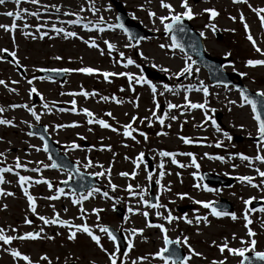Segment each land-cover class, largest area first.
<instances>
[{"label":"rangeland","instance_id":"obj_1","mask_svg":"<svg viewBox=\"0 0 264 264\" xmlns=\"http://www.w3.org/2000/svg\"><path fill=\"white\" fill-rule=\"evenodd\" d=\"M113 1L39 0L37 4H32L22 0L20 4H16L15 0H6L5 4L0 5V25L11 26L13 22L17 25L11 32L0 28V49L15 52V57L27 71V76L21 77L14 65L6 61L3 52H0V80L5 81L4 85H0V107L5 109L0 113V119L11 120L15 125L13 127L0 124V153H3L0 156V168H13V172L2 173L5 182L0 184V188L4 193L11 192L13 195L0 194V228L5 229L7 235H22L35 229H43L42 238L36 240H14L10 245L0 242V264L24 262L13 258L9 251L4 250L6 248H16L22 254L28 255L32 261H42L44 264H48V261L50 264H66L70 260L83 264H109L107 253L101 251L87 234L77 232L75 239L69 240L68 234L75 231L74 228L45 225L39 220L40 215L51 219L56 214L70 224H87L94 234L101 237V244L108 252H112L117 246L106 234L99 231L98 225L111 224L114 228L122 230L128 237V242L126 250L118 253V264H133V261L135 264H164L155 256L158 250L165 247L164 234L159 228L148 227V224L164 225L168 230L167 236L172 240L179 238L183 241L184 237L188 238L187 245L180 244L186 256H190L187 264H212L213 261L220 260H226V264H239L242 257L232 255L227 250L223 253L219 251L218 246L225 242L229 247L242 248L249 246L247 242L255 239V248L249 251L264 252V213L259 209L248 212L252 220L248 228L255 233L253 237L247 235L248 229L243 219L245 212L252 209L250 204L243 203L244 200L253 198L251 203L256 200L264 201V185L261 184L264 178L259 177L255 171L256 168L264 171V163L253 160L249 166L247 161H242L237 155H264V151H257L261 142L252 140V137L257 136V124L253 119L251 107L243 102L239 89L232 85L212 83L207 71L199 65H194L193 58L180 49L160 47L161 44H171L169 35H164L163 25L157 19L168 15V10L161 7L160 0H116L122 3L134 22L152 31L150 38L138 43L129 39L121 28H108L109 24H117V10ZM165 2L171 4L177 13L184 11L180 6L181 0ZM187 2L193 12L199 13L191 19V23L204 33L206 50L213 56L230 55L232 60L225 69L242 73L244 83L253 91H264V66L246 65L249 59H264L247 39V35L251 34L256 45L264 51V27L261 26L257 14L252 11V8H264V0H248L247 4L233 3V0ZM248 5H251V8ZM81 8L84 10L81 11ZM205 8L215 9L219 14L210 19L209 13L203 11ZM23 9H27L28 13L39 12V18L24 12H21V19L5 15L9 11ZM149 12H155L156 16L150 17ZM241 13L245 18L244 22L249 26L247 33L239 18ZM101 17L104 21L102 25L97 24ZM78 18L80 23H68ZM24 24L28 27H24ZM85 24L90 27L85 28ZM92 24H96L97 28H91ZM210 24H214L216 29L223 33L222 39H217L215 31L206 27ZM52 25L63 28L66 32H76L77 35L66 37L64 33L52 31ZM99 27H103L104 31H98ZM114 32L119 37L110 41ZM106 40L115 45L111 52L104 43ZM93 41L97 47L89 46ZM121 52L123 56L120 55ZM128 58L135 63L125 67ZM186 63L191 64L192 71L180 81L181 75L178 73ZM142 65L170 78L169 81L148 79L156 86L155 94L149 84L143 81L136 83L135 79L129 80L127 75H119L130 73L133 77H144ZM84 67L98 71L92 74L76 71ZM42 69L69 71L67 79L61 83L40 77L38 73ZM104 72L116 75L105 79ZM29 80L32 81L31 85ZM14 81L16 83H13ZM164 84H168L172 91H166ZM178 85L180 87H177ZM201 85L208 88V96L205 97L203 91L198 90ZM189 86L190 90L185 91ZM33 87L38 93L35 100L30 92ZM82 92L89 95L85 97ZM73 93L75 95H72ZM185 96L192 103L206 101V108L187 107ZM102 97L108 99L104 100ZM73 100L76 102L75 112L65 109L62 111L57 107L62 104L67 109H72ZM231 101L235 103H230ZM169 103L178 107L170 109ZM13 104L30 106L40 115V120L37 121L27 108L10 107ZM84 109L94 114V121L103 119L111 128L89 123ZM172 116L176 119H170ZM161 117L163 124L160 123ZM37 123L46 126L52 139L62 147V152L66 153L81 171L98 178L101 185L99 192L92 190L90 196L89 192L82 193L87 199L73 204V199H79L81 194L69 189H64L61 193L57 191V186L49 188L48 184L43 183L44 180L57 183L66 181L70 177L73 178V175L71 170L50 167L52 160L43 149V140L28 134L31 129L29 125ZM73 123L77 126L57 127ZM128 124L132 126L131 136L123 134L124 126ZM217 125L220 131L216 130ZM225 132L231 137L230 140L225 137ZM181 137L190 139L192 143L185 144ZM238 137H242V140L237 142L235 140ZM82 141L91 143V148H83L80 145ZM217 142H220V147H216ZM73 143L79 147L73 148ZM161 151L175 153L177 164L172 163V157L160 156ZM140 153L144 154L143 159L138 160ZM187 153L195 156L199 168L191 164L192 157L186 155ZM210 156H223L225 159H209ZM17 158L24 167L15 168ZM147 159L152 161L151 171L147 169ZM88 161H91L90 165ZM161 163L163 169L160 168ZM204 170L227 179L235 177V182L227 187L209 185L201 177ZM161 171L164 172L162 177ZM16 173L31 178L25 187L28 188L29 194L35 197L36 214H33L29 207ZM120 173L129 175L122 176ZM148 173L152 175L151 180L146 178ZM244 175L252 177L253 183L259 186L253 187L247 182L239 181L238 178ZM38 180L41 182L36 183ZM156 180H160V184H157ZM152 183H155L153 191L157 195V203L162 205L158 209L147 207L139 202L138 195H131L127 191L128 185H132L136 193L144 189V199L149 200ZM111 185H116L115 190ZM104 190L108 192V197L102 195ZM185 193L187 195H183ZM49 196L58 198L50 200L47 199ZM219 197H225L231 202L236 220H232L230 216L214 217L210 208L205 209L202 203L195 202H212ZM117 208L123 212L122 217ZM129 208L133 211L129 212ZM183 208L184 213L180 211ZM93 209L101 211L94 212ZM145 211L149 213L147 218L142 215ZM157 211L161 213L160 216L156 215ZM169 214L177 219L169 223L165 219ZM197 216L207 217V224L204 220L197 223ZM185 218L192 223H187ZM25 219L32 223L26 224ZM12 229L16 231L13 232ZM133 229H143V232L131 236L129 230ZM49 236L52 239L46 238ZM130 240L133 244L131 249L128 248ZM188 246L202 255H191L187 250ZM122 253H127L126 259ZM45 255L48 261L41 259ZM143 257L147 258L141 259Z\"/></svg>","mask_w":264,"mask_h":264},{"label":"snow or ice","instance_id":"obj_2","mask_svg":"<svg viewBox=\"0 0 264 264\" xmlns=\"http://www.w3.org/2000/svg\"><path fill=\"white\" fill-rule=\"evenodd\" d=\"M21 2H22V0H15L16 4H20ZM27 2L32 3V4H37L39 2V0H27ZM5 3H6V0H0V5H3ZM233 3H244V4H247L248 0H233ZM160 5H161L162 8L168 10V15L167 16L157 17V19H159L160 23L163 25V29H164V31L166 33H173V32H175L177 30L180 31V32H184L185 29L182 26V21L185 18L191 20V19L194 18V16L199 14V13H195V12L192 11V8L188 4L187 0H181L180 6L184 9V11L183 12H179V13L175 12V10L173 9L172 5L169 4V3H166L165 0H160ZM248 6L251 8V5H248ZM53 7H55V6H53ZM46 8H47V6H45V9ZM83 10L84 9L81 8V11H83ZM57 11H59V8H57ZM93 11H97V10L93 9ZM203 11L206 12V13H209L210 19L216 17L219 14L215 9H212V8H205V9H203ZM252 11L257 14V16L259 17L261 26L264 27V15H261V13H264V8H259V9L252 8ZM21 12H24L26 14H29L31 16L39 18V12L28 13L27 9H23L21 11H16V12L9 11V12H6L5 15H7L9 17H13L14 16L16 19H21L22 18ZM66 14H68V15H76L74 13H66ZM149 16L150 17H155L156 13L155 12H149ZM239 18H240L241 22H243V27L245 29V32L246 33L249 32V26H248V24L246 22H244L245 18H244L242 13L240 14ZM231 19H235V17H231ZM169 20H170V22H168V23L165 22V21H169ZM68 23L77 24V23H80V19L78 18L76 20H71V21H68ZM103 23H104L103 18L102 17L99 18L97 24L102 25ZM16 27H17V25H16L15 22H13L11 24V26L0 25V28H3V29H5V31H9V32L14 31L16 29ZM24 27H28V25L24 24ZM84 27L85 28H89L90 25L89 24H85ZM116 27H119V28H122V29L124 28L123 24H117V25L109 24L108 25V28H116ZM206 27H210L213 31L216 30V26L214 24L206 25ZM39 28H40V26L38 25L37 26V31H39ZM91 28H97V25L96 24H92ZM97 30L100 31V32H103L104 28L103 27H99ZM52 31H54L56 33H64V35L66 37H75L77 35L76 32H71V31L66 32L63 28H58L55 25H52ZM124 31L127 32V29H124ZM200 35L203 36L204 33L201 32ZM140 39H143V38L141 37ZM247 39L252 43L253 48L255 49V51L257 53H260V55L264 56V51H262L256 45V42L253 39L251 34L247 35ZM171 40H172V42H171L170 45L161 44L160 47L161 48L169 47V48H173V49L180 48L181 51H183V47H182V45H180L177 42V39H176L175 35H172ZM104 43L107 45L109 52L114 50V48H115L114 44L108 42L107 40L104 41ZM89 46L97 47V45L95 44L94 41ZM125 46L126 47H130L131 45H125ZM0 52H8V50L7 49H0ZM8 54L10 56H12L13 58H15V55H16L15 52H9ZM120 55L123 56L124 54L121 52ZM141 56H143V53H141ZM57 59H59V57H57ZM189 59H190V57H189ZM16 63L18 64L19 61H16ZM134 63L135 62L131 58H128L127 59V64L125 65V67H127V65H132ZM192 63L194 64L195 61H193ZM246 65L250 66V67L264 66V59H249V60H247ZM53 71H55V70H53ZM62 71H69V70L65 69V70H62ZM76 71L92 74L93 72H96L98 70L97 69H93L91 67H84V68L76 69ZM191 71H192L191 64H187L186 63L185 67L181 70L180 73H178V75L190 74ZM110 75H116V74L115 73H108V72H104L103 73V76H104L105 79H107ZM119 75H127L129 80L135 79L136 83H141L143 81L144 83L149 84L150 87H151V90H152V92L154 94L157 91L156 86L153 85L151 83V81L146 80L143 76L133 77L130 73H119ZM13 83H16V82L14 81ZM28 83L31 85L32 81L29 80ZM4 84H5V81L4 80H0V85H4ZM177 87H180V86L178 85ZM163 88L166 91H172V88H170L168 84H164ZM190 88H191V86L186 88L185 91L190 90ZM198 90L203 91L205 97L209 95L208 88L204 87L203 85H201L200 89H198ZM30 92L38 94L37 93V89L35 87L31 88ZM81 94L84 95L85 97H87L89 95V93H87V92H82ZM162 94L163 93H161V95ZM72 95H75V93H73ZM240 96H241V99L243 100V102L248 104L251 107V112L253 113V119L256 121V124H257V136L259 137V141L261 142L260 144H258V147H257V151L259 153L260 151H264V91H258L256 93V97H258L259 99L252 98L247 93V90H241L240 91ZM102 99L107 100L108 97H102ZM113 99H114V97H113ZM184 99L187 102L186 106L189 107V108H200V109L206 108V101H205V103H192V102L188 101V97L187 96H185ZM71 103L73 105L71 110L73 112H75L76 111V107H75V103L76 102H75V100H73ZM230 103H235V101H231ZM242 106H243V104L241 105V107ZM10 107H12V108H16V107L27 108V110L31 113V115L37 121L40 120V115H38L37 112L33 108L28 106V105H15V104H13ZM45 107L47 108L48 106L45 105ZM176 107H178V105H174V104H171V103L168 104V108H170V109L171 108H176ZM4 110L5 109L3 107H0V113H2ZM61 110L63 111V109H61ZM83 111H84L85 115L87 117H89V120H88L89 123H97L103 128H111V125L108 124L107 122H105L103 119H99V120H95L94 121L92 119L93 113L91 111H89L88 109H84ZM108 115L110 116L111 113H108ZM133 119H135V117H133ZM159 119H160V123L163 124L164 123L163 118L161 117ZM170 119L175 120L176 117L172 116V117H170ZM212 123L215 125V120H213ZM0 124H2V125H11L13 127L15 126L11 120H6V119H0ZM73 126H77V125L75 123H73L72 125H58L57 127H73ZM29 127H31V125H29ZM112 130L116 131L115 128H112ZM216 130L220 131V128H219L218 125L216 126ZM28 134L29 135H33L32 132H29ZM123 134L125 136H131V134H132V126H131V124H128V125L124 126ZM140 134L142 136L144 135V133H140ZM224 135L229 140L231 139V137L228 136V134L226 132L224 133ZM132 138L134 139V137H132ZM146 138L147 137H145V139ZM180 139L185 144L192 143V141L190 139L186 138V137H181ZM220 146H221L220 142H217L216 147H220ZM72 147L73 148H77V147H79V145H76L75 143H73ZM45 150H47L46 146H45ZM2 155H3V153H0V156H2ZM143 155H144L143 153H140L139 156L137 157V159L138 160L143 159ZM159 155L162 156V157H172V163L173 164H177V161L175 159V155H176L175 153H171V152H167V151H161L159 153ZM186 155L191 156L192 157L191 164L193 166L199 168V165L196 162L195 156L192 153H187ZM205 155H207V154H205ZM237 155L239 156V158L242 161H247L249 166L252 165L253 160L260 161L261 163H264V155L257 154L255 157H250V156L244 155L242 153L241 154H237ZM209 159H217V160H220V161H224L225 158L223 156H215V157H211L210 156ZM90 164H91V161H88V165H90ZM179 166L180 167H184V165H179ZM21 167H24V165H22L20 163V161H19V158H17L16 163H15V168L18 169V168H21ZM46 167H48V165H46ZM50 167L56 168V167H58V165L55 162H53L50 165ZM160 168L163 169V163L160 164ZM32 171H37V169H32ZM255 171L257 172L259 177L264 178V171H261L259 168H256ZM4 172H13V168H10V167L0 168V184L5 182L4 181V177L2 175V173H4ZM16 174L19 176V181L18 182H19V185H20V187H21V189L23 191V194L27 197L29 207H30L32 213L36 214L35 197L30 195L29 191H28V188L25 187V184L27 182H29L31 180V178L29 176L19 175V173H16ZM103 174L104 173H96V175H103ZM120 175L127 176L129 174L128 173H120ZM132 175L135 176V173H133ZM163 175H164V172L161 171L160 172V176L162 177ZM146 178L148 180H151L152 179L151 173H148ZM238 179L241 182H247L248 184H250L253 187H258L259 186V185L253 183V178L250 177V176L244 175V176H240ZM40 182L41 181H39V180L36 181V183H40ZM43 183L48 184L49 188L52 187L51 183L48 182L47 180H44ZM156 183L160 184V180H156ZM261 184L264 185V180H261ZM111 187H112L113 190H115L116 185H111ZM137 187H139V186H137ZM208 190H211V189H208ZM57 191L61 192V193L63 192L62 189H57ZM94 191L99 192L100 189H94ZM127 191L131 195H138L140 197V201L139 202H142L147 207H152V208H157V209L162 207V205H159L158 203L157 204H152L149 200H145L144 199V196H145V190L144 189H141L140 192L136 193V192L133 191V186L132 185H128L127 186ZM0 194L9 195V196L13 195V193H11V192L4 193L2 188H0ZM73 195H75V194H73ZM90 195H92L91 191H89V193H88V196H90ZM102 195L104 197H108L109 194H108L107 191H104L102 193ZM183 195H187V194L185 193ZM57 198H58L57 196H49V197H47V199H50V200L57 199ZM84 199H87V196L81 194L79 199H73L72 203L73 204H79ZM252 199L253 198H250L249 200H244L243 203L245 205H248V204L251 203ZM195 202L196 203H202V205H203V207L205 209H209L210 208L211 209V214L214 217L220 218V217H224V216H230L232 220H236L237 219V216H236V214L234 212L230 213V212H227V211L219 210L216 206H213V202H201V201H195ZM4 207H6V205ZM81 211H83V209H81ZM93 211L94 212H99L101 210L93 209ZM128 211L132 212L133 209L129 208ZM252 211H255V209H248L245 212V214L243 215V219L246 222L245 227L248 229L247 230V235L249 237H253L255 235V233L250 228H248V225H250L252 223V220L249 218L248 212H252ZM259 211L261 213H264V207H261L259 209ZM142 215H144L147 218L149 213L147 211H145V212L142 213ZM156 215L160 216L161 213L159 211H157ZM165 219L169 223H171L173 220H175L177 218L173 217L171 214H169V215H167L165 217ZM39 220L42 221L43 224H45V225L59 224L62 227L74 228L75 231H71L68 234L67 238L69 240H74L75 237H76V233L77 232H83V233L87 234L91 238V240L94 241L98 247H100L101 251H104V252L107 253L109 264H118V260L120 259V256L118 255V253L120 252L119 248H114V250L112 252H108V250L105 249L104 246L101 244V237L99 235L94 234L92 228H90L87 224H70L68 221L60 219L58 214H56V216L54 218H51V219L47 218V217H45L43 215H40L39 216ZM185 220L189 224L192 223V221L191 220H187V218H185ZM201 220H204V222L207 224V217H199V216L196 217V222L197 223H199ZM24 222L26 224L32 223V221H30L28 219H25ZM262 223H264V221H262ZM147 226L148 227H156V228L160 229V231L164 234L163 235V240H164V244L165 245H172L174 243L175 244L187 245V241H188L187 237H184L183 241H181L179 238H177L176 241L171 240L167 236V231L168 230L162 224H155V225L148 224ZM98 228H99V231L101 233H104V234L107 235V237H108V239L110 241L115 243L117 238L114 235L113 231H111L109 229V227L98 225ZM12 231L15 232L16 230L12 229ZM42 232H43V229H40L39 231H29V232L23 233L22 235H20V234H18V235H7L5 233V229L0 228V242H2L3 245H10L11 242L14 241V240H36L38 238H42L41 237V233ZM142 232H143V229H133L132 230V235H135L137 233H142ZM46 238L47 239H52V237H50V236L46 237ZM242 243H244V242L242 241ZM247 244L249 245L247 247L232 248V247L228 246L227 242H225L222 245H219L218 247H219V251L221 253H223L225 250H227L232 255L245 257V253L247 251H249L250 249L254 250L255 245H256V240L255 239H251L250 241L247 242ZM132 247H133V244H132V242L130 240L129 243H128V248L131 249ZM4 250L5 251H9L13 258H18L19 260L25 261L26 264H33L32 260L30 259V257L28 255L22 254L16 248H11V249H7L6 248ZM187 250H188V252L191 255H195V256H201L202 255L201 253L195 252L190 246H188ZM165 253H167V255H165ZM121 255H123L125 257V259L127 258V253H122ZM155 256L158 257L159 259H161L164 262V264H187V261L190 259V256H182L181 253L178 250H175V249L170 250L167 247L158 250L155 253ZM255 256H256L257 259H259L261 261H264V252H255ZM146 258L147 257H143L141 259H146ZM41 259L44 260V261H48V257L46 255L42 256ZM245 260H247V257H245ZM48 264H50V261H48ZM133 264H135V261H133ZM212 264H226V260L213 261ZM240 264H244V262L241 261ZM249 264H250V262H249Z\"/></svg>","mask_w":264,"mask_h":264},{"label":"water","instance_id":"obj_3","mask_svg":"<svg viewBox=\"0 0 264 264\" xmlns=\"http://www.w3.org/2000/svg\"><path fill=\"white\" fill-rule=\"evenodd\" d=\"M117 9L119 11V23L123 24L124 28L127 29L129 34L133 37L134 41L137 42L140 40L142 37L146 36H151L152 33L149 31H145L142 29V27L138 24L134 25H127V22L129 18L127 17V14L125 10L122 9L121 3L116 2ZM182 26L184 27L185 31L180 32V31H175L173 33H170L171 37L172 35L176 36L177 42L182 45L183 50L186 51L190 56L195 57V63L194 64H199L202 65L209 74L210 80L213 83L216 84H232L236 87H239L241 90H247V93L252 97L259 99L256 97L257 92H252L247 86H245L242 83V77L240 73H230L227 72L224 69V65L229 62L231 59L230 57H213L209 53H207L204 43H203V38L200 35V33L194 29V27L190 24L189 20L185 18L182 21ZM164 34H169L164 32ZM216 35L218 38L221 37V33L219 31L216 32ZM4 56L6 59L12 60L13 57L8 54V52L4 53ZM18 70L24 75L25 72L21 67L18 68ZM65 71H58V70H51V71H46L42 70L41 71V76H47L50 78H60L62 81L65 80ZM145 74L146 76H151L155 79L161 78L162 80H168V77L165 75H161L156 71H150L149 69L145 68ZM190 74H185L181 77V79H184L185 77L189 76ZM237 79V81H235ZM46 128L39 124L38 127H33L32 132L35 133L36 135L41 136L44 141H45V146L47 147V150L50 152L52 155V158L54 162L58 165V167H63L67 169H71L75 174L76 178L74 180H70L67 182H63L61 186H66L68 185L69 187L73 188L76 191H83L85 188H91L93 186V176H88L84 175L80 171L77 170L76 165L72 163L68 157L64 154H59V147L58 145L51 139L50 135L47 133L45 130ZM256 141H259V137L255 138ZM151 166V163H150ZM203 177L206 182L211 183V184H216V185H230L233 183V178H228L225 179L219 175H212L208 172L203 173ZM157 200V197L153 192H151V203L155 204ZM263 202L261 201H256L253 203V206L257 207L262 205ZM213 206H216L219 210L227 211V212H232L233 207L230 204V202L224 198H220L219 201L213 202ZM184 212V209H182ZM121 212V210H120ZM122 215V212L120 213ZM111 229V228H110ZM113 231L114 235L116 236L117 240L121 244L122 248H125V241L124 238L121 234L120 231H115L113 228L111 229ZM167 248L170 250L175 249L178 250L182 256H185L184 250L179 246V244H172V245H167ZM167 255V253H165ZM245 257H247V260H245ZM245 257H243V262L244 264H264V261H261L256 258L255 252H248L245 254Z\"/></svg>","mask_w":264,"mask_h":264},{"label":"flooded vegetation","instance_id":"obj_4","mask_svg":"<svg viewBox=\"0 0 264 264\" xmlns=\"http://www.w3.org/2000/svg\"><path fill=\"white\" fill-rule=\"evenodd\" d=\"M87 145H88V146L85 147L86 149L91 148V143H87ZM48 182L51 183L52 187L57 186V188H59V186H58L59 182L57 183V182H55V181H53V180H48ZM94 183H95V188H91V189L88 190V191H92V190H94V189H99V188L101 187L99 181L95 180ZM104 191H105V190H104ZM85 192H86V191H85ZM85 192H83V193H85ZM55 216H56V215H54L53 218H54ZM66 221H67V220H66ZM68 222H69V221H68ZM54 225H55V224H54ZM102 225H103V224H102ZM104 226H105V225H104ZM0 259H1V256H0ZM32 262H33V264H44V262H42V261H32ZM69 263H72V264H83V263L77 262L76 260H70V261H68L66 264H69ZM23 264H26V262L24 261Z\"/></svg>","mask_w":264,"mask_h":264},{"label":"bare ground","instance_id":"obj_5","mask_svg":"<svg viewBox=\"0 0 264 264\" xmlns=\"http://www.w3.org/2000/svg\"><path fill=\"white\" fill-rule=\"evenodd\" d=\"M114 34H116V33H114ZM118 37H119V35H118V34H116V39H118Z\"/></svg>","mask_w":264,"mask_h":264}]
</instances>
